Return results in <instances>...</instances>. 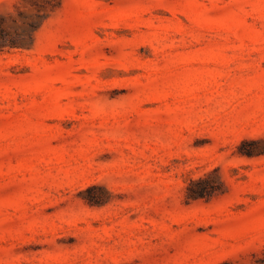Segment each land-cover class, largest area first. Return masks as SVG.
Segmentation results:
<instances>
[{"label":"rangeland","instance_id":"rangeland-1","mask_svg":"<svg viewBox=\"0 0 264 264\" xmlns=\"http://www.w3.org/2000/svg\"><path fill=\"white\" fill-rule=\"evenodd\" d=\"M0 264H264V0H0Z\"/></svg>","mask_w":264,"mask_h":264}]
</instances>
